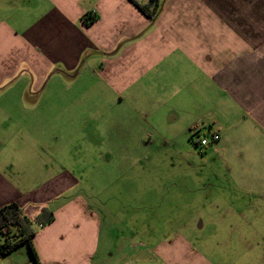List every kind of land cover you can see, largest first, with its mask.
Segmentation results:
<instances>
[{
    "label": "rangeland",
    "instance_id": "obj_1",
    "mask_svg": "<svg viewBox=\"0 0 264 264\" xmlns=\"http://www.w3.org/2000/svg\"><path fill=\"white\" fill-rule=\"evenodd\" d=\"M72 31L66 46L48 50L45 88L23 99L34 110L19 109L20 86L1 101L17 109L0 111V168L14 166L9 177L20 189L47 179L45 162L78 180L66 195H86L101 219L95 264H112L122 250L138 262L139 252L163 255L171 246L193 264L264 259V138L252 143L255 154L241 150L250 121L215 109L223 97L200 91L201 79L176 67L108 76L107 61L144 33L116 36L109 49L78 28L67 36ZM204 125L220 140L194 148L191 134L210 136ZM5 258L0 264H10Z\"/></svg>",
    "mask_w": 264,
    "mask_h": 264
},
{
    "label": "crops",
    "instance_id": "obj_2",
    "mask_svg": "<svg viewBox=\"0 0 264 264\" xmlns=\"http://www.w3.org/2000/svg\"><path fill=\"white\" fill-rule=\"evenodd\" d=\"M135 1L145 4L148 0ZM160 1V12L149 19L128 0H0V103L20 86L16 100L23 105L19 109H35L26 108L23 99L45 88L40 85L52 67L48 50L74 39L73 31L67 36L68 28H78L109 49L116 36L122 39L140 32L144 35L138 41L107 61L108 76L115 78L125 70L157 75L166 65L171 70L176 67L175 73L201 79L197 82L200 91L208 89L206 94L218 92L223 97V105L217 104L215 109L224 114L234 112L237 117L242 113V118L250 121L240 140L241 150L255 154L258 150L252 143L264 138V0H158V5ZM4 5L8 6L6 14ZM87 14L98 18L89 26L81 20ZM38 36L42 44L35 42ZM40 46L41 51L37 49ZM188 88L193 87H183ZM13 109L17 107L0 104L2 112ZM201 128L210 132L206 125ZM229 130L224 131L227 139ZM35 157L42 159L40 154ZM50 167L48 162L41 165L48 177L29 189L13 183L9 177L12 164L1 167L0 208L15 203L30 220L42 208L52 212L50 224L35 225L32 244L40 264H95L101 232L99 212L83 193L66 195L78 186V180L66 171L51 173ZM169 251L163 255L139 252L138 262L132 263L122 250L112 264H193L189 257L173 252L172 246ZM6 258L10 264H34L20 247ZM252 262L264 264V259L257 257Z\"/></svg>",
    "mask_w": 264,
    "mask_h": 264
},
{
    "label": "trees",
    "instance_id": "obj_3",
    "mask_svg": "<svg viewBox=\"0 0 264 264\" xmlns=\"http://www.w3.org/2000/svg\"><path fill=\"white\" fill-rule=\"evenodd\" d=\"M128 1L149 19L157 16L158 0H148L145 4H138L135 0ZM97 19V15L87 14L81 20L84 25L89 26ZM207 134L215 135L210 132H207ZM198 136L196 133L190 135L189 142L194 148L203 147L196 140ZM53 219L52 212L47 208H42L38 215L33 220H30L17 204L11 203L2 206L0 208V258L6 257L19 247L25 246L32 262L40 264L32 244V238L37 231L35 225L44 227L50 224Z\"/></svg>",
    "mask_w": 264,
    "mask_h": 264
},
{
    "label": "built area",
    "instance_id": "obj_4",
    "mask_svg": "<svg viewBox=\"0 0 264 264\" xmlns=\"http://www.w3.org/2000/svg\"><path fill=\"white\" fill-rule=\"evenodd\" d=\"M217 139H218V136L215 134V135H210L208 139L204 135H201V136L199 135L196 140L199 141L201 146H206L207 144H209L210 141H215Z\"/></svg>",
    "mask_w": 264,
    "mask_h": 264
}]
</instances>
